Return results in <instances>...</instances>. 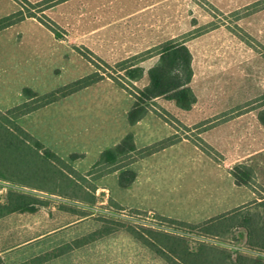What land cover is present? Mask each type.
Wrapping results in <instances>:
<instances>
[{"label":"rangeland","instance_id":"obj_1","mask_svg":"<svg viewBox=\"0 0 264 264\" xmlns=\"http://www.w3.org/2000/svg\"><path fill=\"white\" fill-rule=\"evenodd\" d=\"M15 1L0 0V20L21 10H16ZM68 1L70 0H22L18 3L25 9L26 14L35 15L38 20L53 26L61 33L62 38L74 34L82 35L85 33L83 31L87 32L92 26L102 28L100 24L106 21L115 22V27H111V30L116 31L119 47L124 52L123 57L111 60L106 56V60L101 59L76 41L75 53L68 52L66 56L52 57L51 46L45 40L35 47L34 36L43 33L40 28L31 22H23L24 20L17 22L0 31V52L8 51L11 57L5 67L13 68L15 72H10L9 78L12 82L8 89L0 90L1 108L9 110L25 102L22 94L25 88H31L39 96H44L93 74L83 58H87L85 52L91 56V61L87 59L96 67V71L105 72L107 75L115 74L132 91L136 90L135 86L144 88L148 84V69L143 65L144 62L142 65L145 67V75L135 84L124 76L123 71H117V65L133 57L125 53L130 50L132 41L142 35H155L165 40L168 37L184 40L193 54L194 69L197 73L196 94L199 99L197 98L192 109L195 107L196 111L190 113L188 110V113H182L176 108L174 101L165 98H158L149 104L153 112L166 118L177 129L180 140L186 138L194 141L222 162L225 157L207 142L210 129L232 117L249 114L252 118L243 121L242 126L244 124L245 128L238 132V140L247 142L253 139V142L257 139L264 143V127L259 121V115L264 110V0H73L69 4ZM71 5H75V26H67L65 23L66 12ZM52 17L63 21V25L54 23ZM78 22L81 25H78ZM19 51L24 52L20 55L22 57H12ZM158 61L159 56L155 55L147 59L145 62L149 64L145 65H155ZM83 90L85 89L67 97L76 96ZM103 90L105 94L102 93ZM108 92L106 86H103L84 94L89 96L81 97L92 100L90 105L93 101H96L94 104H100L98 100L108 97ZM97 107L100 108V105L90 106L88 109L94 110ZM67 111L65 106L52 107L28 120L21 118L19 123L71 165L75 167L78 164L80 169L77 170L82 172L89 166H94L100 155L90 137L73 142V133L67 129L68 122L64 120L68 115L60 116ZM50 119L53 121L47 122ZM160 128L156 126L154 131L158 132ZM143 134L145 138L148 137V134ZM82 146L86 147L80 152ZM77 154L81 157L73 159L72 155ZM189 158L187 156V163ZM252 160L254 162L251 165L255 171L252 184L257 190L264 192V152L252 157ZM201 168L194 166L187 169L185 182L189 184L198 179L215 177L213 168ZM105 184L114 192L121 187L119 177H110ZM10 187L8 183L0 181V204L6 202ZM39 195L45 198L49 205L41 208L38 213H14L0 219V264H29L26 261L33 260L37 251L47 250L59 241L70 243L86 236L100 226L99 220L105 217L114 219L116 217L112 212H118L113 202L105 199L106 195L102 192L94 206L57 196ZM125 210L133 214L139 222L118 218L125 224L141 229H158L154 226L164 225L173 231L189 233L183 231L185 228L180 230L182 227L159 220L155 213L137 214L130 209ZM73 211L90 214L86 217L87 220L77 222L80 217L74 215ZM73 221L77 223L73 227H67ZM120 233L128 234L126 231ZM198 237L200 236L196 234L195 238ZM117 242L118 240L104 238L92 243L89 251L91 264H105L108 255L114 253L112 251L108 254L107 247ZM115 258V254H112V261L109 263H114ZM85 263L82 250L67 262Z\"/></svg>","mask_w":264,"mask_h":264},{"label":"trees","instance_id":"obj_2","mask_svg":"<svg viewBox=\"0 0 264 264\" xmlns=\"http://www.w3.org/2000/svg\"><path fill=\"white\" fill-rule=\"evenodd\" d=\"M24 10L21 9L1 19L0 31L28 17H35V15L26 14ZM40 21L58 38L63 37L49 23L41 19ZM84 54L91 61V56L87 52ZM155 55L159 56V61L148 70V84L144 88L135 86L136 90L132 91L115 74L107 75L105 72L96 71L63 89L44 96H39L31 88H25L24 103L6 111L0 110V181L11 185L6 202L0 204V219L14 213H38L41 208L49 205L39 194L57 196L94 206L99 200L96 182L100 178L119 172V185L122 188H128L137 178V173L129 168L131 164L180 141L176 134L139 149L134 134L130 133L118 145L105 150L90 171L81 173L47 148L19 123L22 117L105 78L115 80L135 98L134 106L128 114V120L132 125L141 121L152 111L149 104L158 98L172 100L184 111L191 110L197 102V96L192 88L193 54L186 41L171 39L145 54L127 58L118 63L117 71H123L124 76L135 84L145 75L146 71L142 63ZM259 121L264 127V110L259 115ZM202 149L205 151L204 147ZM78 157L81 155H72L73 159ZM232 174L238 185L248 186L256 191L258 199L255 202L198 224L156 215L163 222L182 227L180 230L185 228L186 230L183 231L189 232V235L182 231H179L182 234H177L159 229H141L125 224L118 218L105 217L99 220L100 226L92 233L26 262L29 264L49 262L83 246L126 231L144 247L163 258L165 264H264V258L261 256L231 248L233 245H238L264 253V192L257 190L252 184L255 176L254 167L238 164L232 169ZM111 201L118 212L126 209L115 201ZM132 212L145 213L138 210H132ZM73 213L80 218H86L90 214L76 211ZM196 234L200 237L195 238ZM228 239L230 241H227Z\"/></svg>","mask_w":264,"mask_h":264},{"label":"crops","instance_id":"obj_3","mask_svg":"<svg viewBox=\"0 0 264 264\" xmlns=\"http://www.w3.org/2000/svg\"><path fill=\"white\" fill-rule=\"evenodd\" d=\"M71 1L73 0L67 3L69 4ZM14 4L16 10L19 8L22 9L17 0ZM70 9H67L65 23L67 26H75L77 24L74 14L75 5H71ZM52 20L57 25H63V21L59 19L57 20L52 17ZM23 22H31L40 28L39 30L43 33L34 36L36 40L35 47L45 40L51 46L50 52L52 57L55 55L66 56L68 52L75 53L74 41L80 42L81 45L87 47L93 51L96 56L104 60H106V56L111 60L123 57L124 52L122 48L119 47L120 43H118L119 41L116 38V31L111 30V27H115L116 23L111 20L100 24L102 28H92V26L87 32L86 30L83 31L85 32L83 33L84 35H72L74 38L72 36L58 38L50 28L35 17H28ZM78 25H81L80 22H78ZM171 39L175 38L168 37L165 40L155 35H142L135 41H132L133 44L130 50L125 53H127L128 56L138 55L150 51ZM23 53V51H19L12 57L16 56L15 59H18ZM10 58V53L8 51L0 52V90L5 88L8 89L12 82V79L9 78L10 72L12 74L15 73L13 68L8 69L5 67L10 62ZM83 58L86 60L90 71L95 72L96 67L87 58L84 56ZM145 64L149 63H143L148 70L154 66H147ZM196 79L197 73L194 69L192 88L195 93ZM93 85L85 88V90L79 92L76 96L73 95L56 101L22 117V119L28 120L32 116H37L45 109L65 106L68 111L61 113L60 116L63 117L68 115L64 120L68 122L67 129H70L73 133L71 138L73 142L90 137L94 140L93 146L95 144L99 155L105 150L118 145L130 133L134 134L135 142L139 149L153 145L156 142H160L177 134V129L174 128L166 118L161 117L153 111H150L135 125L130 124L128 114L134 106L135 98L115 80L105 78ZM103 86H106L109 92L108 97L98 100L100 104H94L96 101H93L94 103L90 105L92 100H86V98L81 97L90 90H95ZM102 93L105 94V91L103 90ZM121 95L125 97L121 98ZM196 96L198 98L197 94ZM23 98V100L26 101L24 95ZM83 102H85V104H83ZM96 105H100V108L97 107L94 110L88 109L90 106ZM176 108L182 113L189 112L177 106ZM195 109V107L191 109L190 113L196 111ZM0 110L5 111L7 109L0 107ZM248 118L251 119V115L240 114L220 124L214 125L210 129L209 138H206L208 139L207 142L213 149L217 150L225 157L222 162H219L217 158L205 152L202 147L194 141L185 138L168 148L131 164L129 168L137 173V178L128 188L119 187L120 189L114 192L105 184L110 177H115L117 179V177H119V172L111 173L100 178L99 181L96 182L98 186L97 195L100 196L102 192L106 195L105 199L113 200L126 209L155 213L167 218L192 224L202 223L217 215L245 205H250L258 199V194L248 186L238 185L232 174V169L235 165L246 164L252 166L251 164L254 162L252 157L264 152V143H260L259 140L254 139L255 141L252 142L253 139H249L245 142L237 138L238 132L245 128L244 124L242 126V123H244L243 121ZM50 121H53V119L47 122ZM156 126H160L161 130L158 132L154 131ZM143 133L148 134V137L145 138ZM79 146L80 145H78V147ZM85 147L86 146H82L83 149L80 148V152H83ZM86 154H88V152H86ZM187 156L190 157L188 163L186 160ZM78 166L79 165L76 164V166L73 167L77 170L80 169ZM194 166H201V169L208 167L213 168L215 170V177L198 179L188 184L185 182L188 174L187 169ZM92 167L93 166H89L81 173H87ZM113 195L114 198H112ZM103 203L105 202L103 201ZM85 220L87 219L80 218L77 222H83ZM77 222H70V225L67 227H73ZM105 239L118 240V242L113 245L114 248H112V245L107 247L108 254L112 251L114 252L112 254H115L116 258L114 259V263H109L112 261L110 260L112 254H110L105 260V264H165L163 258L142 246L136 239L126 233L114 234ZM66 243H68V241H63L61 243L59 241L47 250L37 251L34 256L37 257L45 254ZM91 245L92 244L83 246L80 249L42 264H67V262L81 250L83 251L85 264H91V254L89 252Z\"/></svg>","mask_w":264,"mask_h":264},{"label":"built area","instance_id":"obj_4","mask_svg":"<svg viewBox=\"0 0 264 264\" xmlns=\"http://www.w3.org/2000/svg\"><path fill=\"white\" fill-rule=\"evenodd\" d=\"M112 215L115 216L116 218H120V219H125V220H130L134 223H139L138 222V219L133 215V214H130L127 212V210H122L120 212H112ZM154 227H157L158 229L160 230H166L167 232H171V233H177V234H182L180 233L179 231H173V229H170L169 227H166L164 225H161V226H154ZM231 248L235 249V250H240V251H244L246 253H249V254H252V255H255V256H261L264 258V253H261V252H256V251H252V250H249V249H246V248H242V247H236V246H231Z\"/></svg>","mask_w":264,"mask_h":264}]
</instances>
